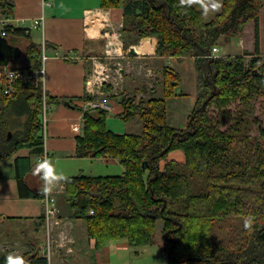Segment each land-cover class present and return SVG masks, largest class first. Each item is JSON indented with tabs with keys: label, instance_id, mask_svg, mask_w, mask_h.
<instances>
[{
	"label": "trees",
	"instance_id": "trees-1",
	"mask_svg": "<svg viewBox=\"0 0 264 264\" xmlns=\"http://www.w3.org/2000/svg\"><path fill=\"white\" fill-rule=\"evenodd\" d=\"M263 5L264 0H225L221 13L207 23L205 0H101L103 9L122 10L123 34H133L138 41L155 38L158 59L194 57L198 76L196 105L185 129L167 123V100L175 97L181 79L166 64L157 67L162 80L155 79L150 89L161 97L138 100L139 91L150 92L147 86L133 95L124 91L114 97L124 108L123 119L139 117L142 134L116 135L107 129L108 112H85L79 157L112 156L125 168L122 175L66 180V198L74 215L85 219L95 249L123 239L133 247L150 245L156 222L163 220L165 252L172 264H264V130L252 139L250 118L246 121L253 100L264 94L259 30ZM11 14V1L0 0V15ZM250 21H255V53L249 64L240 56L208 58L221 38L241 36ZM12 35L30 34L15 30L7 38ZM38 54L31 43L22 70H37ZM8 98L10 103L26 99L32 113L25 136L0 140V161L12 158L21 148L35 145L39 149L43 140L40 85H18L11 97L0 91V100ZM46 101L51 105L53 100L46 94ZM237 102L230 111L229 106ZM212 108L218 113L215 117L209 115ZM178 150L184 152V163L168 160ZM162 161L166 162L163 168ZM17 180L23 189V177ZM194 180L200 185L196 189ZM248 216L253 222L245 227ZM6 256L0 254V264ZM24 260L25 264H48L38 253Z\"/></svg>",
	"mask_w": 264,
	"mask_h": 264
},
{
	"label": "crops",
	"instance_id": "crops-1",
	"mask_svg": "<svg viewBox=\"0 0 264 264\" xmlns=\"http://www.w3.org/2000/svg\"><path fill=\"white\" fill-rule=\"evenodd\" d=\"M10 1L12 4L10 22L12 25L21 26L22 23L28 25L41 17L44 18V21L42 29L31 31L29 37L12 35L7 38L12 45L21 50L20 56L9 65L20 61L22 58L25 60L26 50L31 43L37 46L39 54L42 44L45 43L50 59L45 63L44 89L47 96L53 101L49 108L46 133L42 145L39 146L41 152H38V147L34 145L21 148L12 158L0 161V223L4 226L9 223L7 220L28 223L30 225L28 227L33 229L31 232L33 238H27L31 253H39L41 257L47 260L48 264H102L104 250L114 246L113 243L124 240L110 241L106 244L105 249H95V241L88 237L85 219L74 215V210L66 198L65 189L63 190L69 177L107 176H94L91 174L95 171L94 169L100 171L113 170L120 175L125 170L121 161L112 156L95 158L91 156L79 157L78 154L79 137H82L86 123L85 112H93L86 107L88 100L92 99V96L87 94V77L95 68V59H100L107 51L113 54L114 59L109 61V65L115 66L117 63H121L123 66L121 73L124 76L120 87L122 89L125 88L127 76L132 70L131 68H134V65L140 60V56H145L144 60H147L145 61V70L151 71V76L147 75V77L162 80L161 75L156 74V70L158 66L166 64L181 79L180 85L175 88V97L167 100V123L171 128L185 129L197 100L196 82L198 74L195 58L190 56L168 59L156 58L157 40L148 38L138 42L133 34H123L121 30L123 26L122 10L103 9L101 8V0H54L51 7H43L42 0ZM116 16L119 18L117 30H115L113 22L116 20ZM145 41H148L150 45L147 52L137 51V48H140ZM133 47L136 48L139 55L130 53V49ZM39 54L37 55L38 58ZM25 64H27L26 60ZM9 65L8 67H10ZM109 100L112 102L113 110L108 112L107 119L115 116L117 119L123 120L124 108L120 101L111 96ZM9 103L0 101V108ZM18 103L23 104L26 111L21 114L22 123L20 127L12 129L8 141L13 140L14 136L22 138L28 131L32 113L29 101L27 102L24 98L11 101V104ZM137 118L139 117H135L133 120H137ZM131 120L126 121L124 119L123 121L126 125L133 121ZM139 120L141 126V120ZM124 133L130 134L126 132V129ZM45 152L51 162L53 159L56 165L55 171L62 176V179L54 183L58 188V193L54 197L56 198L55 205L61 226L52 230L54 241L51 245L52 255L49 256L50 259H48L45 247V208L41 200L43 181L33 171L38 157ZM172 153H170L168 160H173L170 159ZM64 158H69L66 163L69 160L77 162L78 159H99L110 165H97L96 167L92 165L93 170H88L90 174H85L87 172L83 168L75 170V174H68L59 170L58 167ZM183 159L185 161V156ZM176 162L180 163V161ZM162 164L165 165L166 162L162 161L160 166ZM68 169L69 167H66L65 171ZM19 175L23 177V189L18 186ZM150 245L142 247L145 253L146 248ZM116 248L129 250L130 246L125 240ZM136 254L138 257L140 256L138 251Z\"/></svg>",
	"mask_w": 264,
	"mask_h": 264
},
{
	"label": "rangeland",
	"instance_id": "rangeland-1",
	"mask_svg": "<svg viewBox=\"0 0 264 264\" xmlns=\"http://www.w3.org/2000/svg\"><path fill=\"white\" fill-rule=\"evenodd\" d=\"M224 1L225 0H205L204 19L206 22L213 20L216 17V15L221 13L222 5ZM113 22H114L115 30H117V28H119L118 16H116V20ZM259 22H260L259 23L260 51L261 53H264V5L263 8L261 9ZM217 46L220 49L221 57L227 55H230L232 57L235 56L245 57V60L248 61L247 63L249 64L250 60H252L255 53V21H250L243 28V34L241 36L236 38L233 37L221 38ZM144 58L145 56H140V60H138L137 64L134 65V68H131L132 70L129 72L127 76L126 86L124 88L125 90L120 88L119 86L111 85V87L105 91L108 92L109 95H113L112 97L122 95L124 91H129L133 95L135 90L139 88H143L144 86H147L148 90L150 91L153 85L152 83L154 82L155 78L147 77V71L145 70L146 69L145 61L147 60H144ZM25 60L27 63V56H25ZM25 60L22 58L20 61H17L14 64L9 65L10 67L8 68L14 70L25 69V67L27 66V64H25ZM115 87L117 90L115 89ZM159 90H161V88ZM139 92L140 93L136 94L138 100L143 98L147 101L152 99V97H161V93L154 96L153 94H151V91L149 93H143L141 91ZM8 100L9 98L6 99L5 102ZM0 101H2V99ZM239 103L240 102L232 103L229 106L230 111L233 112L235 106L238 105ZM25 111L26 109L24 108V105L21 103L18 104L9 103L6 105H2V107L0 108V140H8L9 134L10 133L12 134V129L20 127L22 123L21 114H24ZM209 115L211 117H215L216 115H218V113L214 108H212L209 111ZM248 117L250 118V126H248V135L252 139H254L260 135L261 131L264 130V94L257 96L253 100V109L252 110L249 109V113H246V121ZM138 119L139 118H137V120L132 119L133 121L131 120L132 121L131 123L125 125V122L123 121L124 119L119 120L115 116H111L106 120V126L107 129L112 130L114 133L125 134L124 130L126 129V132H129L130 134L140 135L143 132V128H142V123L140 126V122H138ZM245 127L246 124H243V128ZM226 128L227 127H224L222 128V130H226ZM19 139L20 137L17 136H14L13 138L14 141H17ZM261 142L262 145L264 146V140H262ZM184 156H185L184 152L178 150L176 152L174 151L171 154L170 159L180 161V163L182 162L184 163V159H183ZM98 158H102V157H98ZM67 159L69 158H64L60 163L61 165L58 163L59 164L58 167L60 168L59 170L64 171L68 174H75L76 173L75 170H79L80 168L85 169L87 172L85 174H88L90 170H93L92 165L93 167H96L97 165H105V166L110 165L106 161H102L99 159H94V160L78 159L77 162L75 161L72 162L69 160V162L66 163ZM56 161L58 160L56 159ZM52 163L54 164L53 159H52ZM66 167H69L67 171H65ZM161 167L163 168L164 165L162 164ZM55 170H56V165H55ZM94 170L95 171L91 173L94 176L120 175L117 173V171H113V170H105V171H100L99 169H94ZM199 186L200 185L196 183V181L194 180L193 188L196 189ZM249 191L250 190L246 191V193H249ZM7 221H9V223L6 224V226L1 225L0 223V254L8 255L11 252H15L16 254L21 255L24 259L28 258V256L30 257V255H33L35 252L31 253L32 252L31 247L27 242V238H33V235H31L33 229L31 227H28L30 225H28V223L25 222L22 223L13 220H7ZM164 228H165L164 221L158 220V222H156V230H155L153 242L149 247L146 248V253L143 251L142 247L130 246L129 250L117 249L116 247H119L125 241L124 239H123L124 241H121L119 243L116 242L113 243L114 246H112L108 250H104L105 251L103 254L104 260L102 264H169V259L167 258V253L165 252L167 244L165 243L162 237ZM45 233L47 234V231ZM5 245L6 247H4ZM105 246L103 247L104 249ZM45 247L48 255L47 245ZM137 251L140 254L139 257L138 254H136Z\"/></svg>",
	"mask_w": 264,
	"mask_h": 264
},
{
	"label": "built area",
	"instance_id": "built-area-1",
	"mask_svg": "<svg viewBox=\"0 0 264 264\" xmlns=\"http://www.w3.org/2000/svg\"><path fill=\"white\" fill-rule=\"evenodd\" d=\"M53 1L54 0H42L43 7H51L53 5ZM43 21L44 18L41 17L39 19L33 20L28 25L22 23L21 26H15L11 24L10 17H4L0 15V35L7 38L8 34L13 33L15 30H22L26 35H28L33 30L42 29ZM220 57V50L217 46H215L208 58L213 59ZM112 58L113 54L110 53V51H107L104 56L100 57V59H95V68L92 70L91 75L87 77V94L91 95L92 99L88 100L86 107L90 110H103L106 112H110L113 110L112 102L109 100V97H112L113 95H109V93L105 91V87L111 85L121 87V82L124 75L121 73L123 68L121 63H117L115 66L109 65V61H111ZM38 59L40 61V67L34 71L20 69L14 70L8 67H3L2 70H0V91L4 95L11 97L15 93H17L18 85H21L23 87L27 86L29 83H33L36 87L40 85L43 91V105L42 112L40 114V133L44 137L47 129L48 113L50 108V105L46 101V93L44 89L45 63L50 59V57L47 55L45 43H43L40 48ZM147 75L151 76V71L149 72L148 70ZM106 96L108 97V99ZM43 156L48 157L47 153L45 152L38 157V160ZM64 189L65 188L63 187V190ZM57 193L58 188L53 185L49 192H43V197L41 199L45 208L44 220L45 229L47 231L46 245L48 250V259H50L49 256L52 255L51 245L54 241L52 230L55 227L61 226V220L59 219L58 211L55 205L56 198L54 197Z\"/></svg>",
	"mask_w": 264,
	"mask_h": 264
},
{
	"label": "clouds",
	"instance_id": "clouds-1",
	"mask_svg": "<svg viewBox=\"0 0 264 264\" xmlns=\"http://www.w3.org/2000/svg\"><path fill=\"white\" fill-rule=\"evenodd\" d=\"M33 171L34 174H38L40 176V179L43 181L42 191L44 193L49 192L54 183L62 179L61 174H58L55 171V165L47 156H43L37 161ZM252 222V216L246 217L245 227H248ZM4 264H25V260L21 255L16 254L15 252H11L5 257Z\"/></svg>",
	"mask_w": 264,
	"mask_h": 264
},
{
	"label": "water",
	"instance_id": "water-1",
	"mask_svg": "<svg viewBox=\"0 0 264 264\" xmlns=\"http://www.w3.org/2000/svg\"><path fill=\"white\" fill-rule=\"evenodd\" d=\"M132 55H136L135 48L130 49ZM21 54L18 47L12 45L6 37L0 35V67H8V65ZM144 165H147L145 162Z\"/></svg>",
	"mask_w": 264,
	"mask_h": 264
},
{
	"label": "bare ground",
	"instance_id": "bare-ground-1",
	"mask_svg": "<svg viewBox=\"0 0 264 264\" xmlns=\"http://www.w3.org/2000/svg\"><path fill=\"white\" fill-rule=\"evenodd\" d=\"M150 48L149 42L145 41L140 48H137V51L139 52H147V50Z\"/></svg>",
	"mask_w": 264,
	"mask_h": 264
}]
</instances>
